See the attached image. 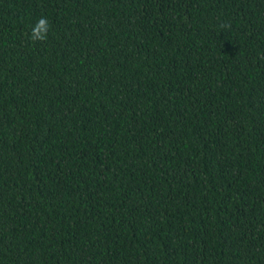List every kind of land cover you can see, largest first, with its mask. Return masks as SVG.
Here are the masks:
<instances>
[{"label":"trees","instance_id":"trees-1","mask_svg":"<svg viewBox=\"0 0 264 264\" xmlns=\"http://www.w3.org/2000/svg\"><path fill=\"white\" fill-rule=\"evenodd\" d=\"M0 264H264V0H0Z\"/></svg>","mask_w":264,"mask_h":264},{"label":"clouds","instance_id":"clouds-1","mask_svg":"<svg viewBox=\"0 0 264 264\" xmlns=\"http://www.w3.org/2000/svg\"><path fill=\"white\" fill-rule=\"evenodd\" d=\"M49 21L47 18L42 17L38 20V22L35 24V26L32 27L29 39L35 43L37 41H44L47 38V34L49 32Z\"/></svg>","mask_w":264,"mask_h":264}]
</instances>
